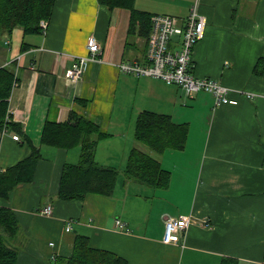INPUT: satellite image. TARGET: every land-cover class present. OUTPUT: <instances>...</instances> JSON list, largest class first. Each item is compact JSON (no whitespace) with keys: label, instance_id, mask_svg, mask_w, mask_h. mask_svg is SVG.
Listing matches in <instances>:
<instances>
[{"label":"crops","instance_id":"obj_1","mask_svg":"<svg viewBox=\"0 0 264 264\" xmlns=\"http://www.w3.org/2000/svg\"><path fill=\"white\" fill-rule=\"evenodd\" d=\"M196 1L207 25L193 50V73L234 89L237 104L217 105L207 91L189 95L159 78L122 72V61L147 63L145 39L129 35L128 8L56 0L46 31L26 34L16 27L0 39V66L15 64L19 77L10 110L22 129L18 140L15 130L0 131V170L27 157L29 141L43 154L34 180L0 200L20 222L12 240L19 248L17 264H54L56 257L71 254L77 234L128 264H220L223 257L262 264L264 0H136L135 5L153 15L185 18ZM91 35L101 47V61H91L79 79L67 78L72 56L89 53ZM143 110L190 125L183 150L156 154L171 171L170 185L152 188L121 172L112 196L59 199L63 165L78 162L81 149L43 144L45 123L64 121L74 111L89 117L111 134L99 142L97 160L122 170L131 149L144 148L134 136ZM48 203L54 211L44 215L40 209ZM180 215H191L193 222L180 242H165V218ZM69 219L72 229L66 228Z\"/></svg>","mask_w":264,"mask_h":264},{"label":"trees","instance_id":"obj_2","mask_svg":"<svg viewBox=\"0 0 264 264\" xmlns=\"http://www.w3.org/2000/svg\"><path fill=\"white\" fill-rule=\"evenodd\" d=\"M109 8L124 7L131 11L129 35L148 38L153 14L136 7V0H98ZM56 0H0V39L10 36L16 27L26 34L41 32L40 22L52 17ZM24 49V47H23ZM147 54V53H146ZM19 80L15 64L0 66V131L21 132V126L13 120L10 97ZM190 132L188 122H176L171 114L153 110L141 111L135 120V139L144 146H135L129 152L124 169L101 164L96 158L99 142L111 135L100 125L77 112L64 121L45 123L42 143L56 148L80 147V159L65 163L62 168L57 196L61 200L82 201L88 194L112 196L122 172L126 178L136 180L156 189L167 188L171 183V171L162 165L156 154L167 149L183 150ZM31 152L24 159L0 170V200H7L16 187L32 182L43 154L30 141ZM20 231L15 211L0 204V264H17L19 248L13 239ZM54 264H128L125 257L104 248L93 246L91 237L77 234L72 252L58 256ZM220 264H237L233 257H223ZM262 264H264V259Z\"/></svg>","mask_w":264,"mask_h":264},{"label":"built area","instance_id":"obj_3","mask_svg":"<svg viewBox=\"0 0 264 264\" xmlns=\"http://www.w3.org/2000/svg\"><path fill=\"white\" fill-rule=\"evenodd\" d=\"M43 31L48 26L47 20L40 22ZM207 18L199 10L198 2H194L185 18L171 14H154L152 28L148 38L147 63L127 62L119 63L122 72L136 76L156 77L167 84L179 85L187 94L199 91L211 93L217 105L229 103L237 104L238 99L231 96L234 89L223 85L211 77H198L193 73V50L195 45L205 36ZM86 55H73V64L66 70V77L76 80L88 69L91 61H101V47L94 35L88 37ZM18 84L15 83L14 86ZM247 94H251L247 92ZM8 131V130H5ZM4 131V132H5ZM14 139H20L19 133L13 134ZM52 203L40 209L44 215L53 214ZM193 222L191 215L168 216L165 218L163 240L177 243L184 237L187 228ZM121 227L124 223L117 219ZM208 225V223H205ZM67 229H72V220H67Z\"/></svg>","mask_w":264,"mask_h":264},{"label":"rangeland","instance_id":"obj_4","mask_svg":"<svg viewBox=\"0 0 264 264\" xmlns=\"http://www.w3.org/2000/svg\"><path fill=\"white\" fill-rule=\"evenodd\" d=\"M79 150H80V148H78ZM158 155V154H157ZM184 162V159H183V161L181 160V163H183ZM121 175V174H120Z\"/></svg>","mask_w":264,"mask_h":264}]
</instances>
